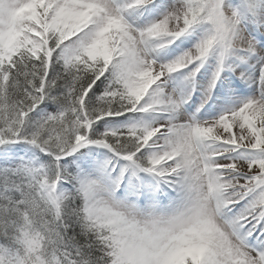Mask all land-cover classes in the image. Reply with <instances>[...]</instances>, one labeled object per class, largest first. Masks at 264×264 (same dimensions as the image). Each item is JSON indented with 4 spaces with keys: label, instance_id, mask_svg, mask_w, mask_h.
Here are the masks:
<instances>
[{
    "label": "snow or ice",
    "instance_id": "1",
    "mask_svg": "<svg viewBox=\"0 0 264 264\" xmlns=\"http://www.w3.org/2000/svg\"><path fill=\"white\" fill-rule=\"evenodd\" d=\"M0 264H264V0H0Z\"/></svg>",
    "mask_w": 264,
    "mask_h": 264
}]
</instances>
